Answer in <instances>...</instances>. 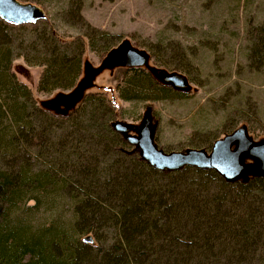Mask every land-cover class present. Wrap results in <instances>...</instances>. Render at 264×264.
<instances>
[{
  "label": "trees",
  "instance_id": "obj_1",
  "mask_svg": "<svg viewBox=\"0 0 264 264\" xmlns=\"http://www.w3.org/2000/svg\"><path fill=\"white\" fill-rule=\"evenodd\" d=\"M39 22L48 25L47 17L19 26L0 18V264H264V177L226 183L193 166L153 169L113 128L117 117L100 94L83 95L67 114L38 107L11 62L12 34L28 27L35 33ZM251 35L249 67L261 70L264 22ZM18 38L16 48L28 51L25 63L42 68L38 93L75 89L84 37L66 43L48 29L26 46ZM103 49L105 58L114 48ZM128 73L146 75L161 94L176 91L138 67L125 69L119 85ZM99 104L107 121L95 115ZM38 157L47 167L33 173ZM48 187L61 188L73 203L70 232L12 223L18 206ZM82 236H92L95 245Z\"/></svg>",
  "mask_w": 264,
  "mask_h": 264
},
{
  "label": "rangeland",
  "instance_id": "obj_2",
  "mask_svg": "<svg viewBox=\"0 0 264 264\" xmlns=\"http://www.w3.org/2000/svg\"><path fill=\"white\" fill-rule=\"evenodd\" d=\"M16 1L37 7L48 20L47 26L39 22L35 33L28 27L12 34L17 42L11 73L31 91L41 109L67 114L65 106L52 108L50 102L72 91L38 93L42 68L27 65L23 55L28 51L16 47L18 37L26 46L40 31L51 29L66 43L77 37L86 39L82 72L75 88L81 97L102 95L116 115V123L126 128V136L138 138L143 117L149 113L154 144L166 154L188 149L209 152L216 140L240 128L246 129L253 142L264 143V66L256 70L248 63L255 42L252 31L264 22V0ZM122 43L146 54L138 68L159 84L165 85L162 75L175 74L187 81L186 88L161 94L152 88L149 77L137 78L131 73L119 85L117 79L127 68L102 69L106 57L101 55L104 46L115 48ZM96 108L99 114L95 115L107 121L102 106ZM92 109L88 107L87 111ZM67 127L56 131L64 133ZM28 156L34 158V152L31 150ZM45 166L43 158L38 157L33 173ZM60 189L34 190L32 200L18 206L12 223H28L33 230L54 226L70 232L74 207ZM81 240L95 245L92 236H82Z\"/></svg>",
  "mask_w": 264,
  "mask_h": 264
},
{
  "label": "water",
  "instance_id": "obj_3",
  "mask_svg": "<svg viewBox=\"0 0 264 264\" xmlns=\"http://www.w3.org/2000/svg\"><path fill=\"white\" fill-rule=\"evenodd\" d=\"M0 18L6 23L19 26L34 23L45 17L40 9L30 4H20L16 0H0ZM145 60L146 54L144 52L137 51L128 43H122L106 56L101 68L113 66L131 68L139 66ZM161 78L165 84L176 90L185 89L187 86V81L175 74H165ZM80 99V93L75 88L69 94H60L54 101L50 102V106L54 108L63 105L69 110ZM113 128L123 135L126 140L130 139V137L125 135L126 128L122 127L120 123L115 122ZM245 133L246 129L240 128L223 139L217 140L209 153L203 150L188 149L184 153L166 154L157 149L154 144L151 117L149 113H146L139 132L140 139H134L130 143L139 146L141 158L157 171L169 172L180 170L185 166H193L203 170L214 171L226 183H234L244 174H255L264 177V165L261 164V158L264 157V143L251 145L250 153L258 160V165L254 169L240 168L237 155L230 149L237 139L244 137Z\"/></svg>",
  "mask_w": 264,
  "mask_h": 264
},
{
  "label": "flooded vegetation",
  "instance_id": "obj_4",
  "mask_svg": "<svg viewBox=\"0 0 264 264\" xmlns=\"http://www.w3.org/2000/svg\"><path fill=\"white\" fill-rule=\"evenodd\" d=\"M138 67V66H136ZM133 68V67H131ZM231 134V133H230ZM230 134H226L230 135ZM134 139H140V135H138V138H131L129 140H127L129 143L133 142ZM255 142H253L249 137H248V133L246 131L245 135L243 138L241 139H237L236 142H234V144L231 146V151H233L238 158V164L240 166V168L243 169H254L257 167L258 165V160L256 159V157L250 153V148L251 145H253ZM133 145V144H132ZM134 147H136V149L140 152V148L137 145H133ZM261 164L264 165V157L261 158ZM257 175L252 174V175H242L241 178L239 180H246V179H251L253 177H256Z\"/></svg>",
  "mask_w": 264,
  "mask_h": 264
}]
</instances>
